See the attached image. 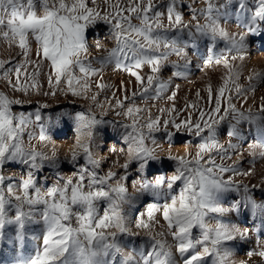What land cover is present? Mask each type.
<instances>
[{"label":"snow or ice","instance_id":"1","mask_svg":"<svg viewBox=\"0 0 264 264\" xmlns=\"http://www.w3.org/2000/svg\"><path fill=\"white\" fill-rule=\"evenodd\" d=\"M233 16L237 31L228 27ZM99 24L108 26L114 43L105 47L97 41L95 49L103 55L90 56L86 33ZM260 34L264 0H0V44L9 53L0 58V82L8 89L0 90V240L14 233L11 239L21 248L35 242L32 254L18 253L14 264H252L253 257L264 264L258 238L248 259L233 258L236 244L248 241L250 232L229 218L250 210L264 226V202L253 196L264 190V175L258 184L238 179L253 177L256 158H264V96L255 100L264 71H252L246 84L240 82L247 37ZM201 40L208 43L198 70L207 74L206 69L222 67L220 83L215 89L211 81L205 85V103L197 88L196 100L178 108L181 86L174 81L191 74L189 50H197ZM108 65L134 78V85L121 80L115 89L101 77L94 91L92 78ZM166 68L172 71L164 78ZM32 92L53 97L62 92L86 107L58 112L55 121L42 116L47 103L34 112L14 111V105L29 102L14 94ZM160 101L165 105L158 106ZM110 114L116 119H107ZM64 116L72 119L75 133L64 161L75 171L41 185V171L61 166L50 129ZM245 124L256 130L247 145L252 165L247 170L239 151ZM105 126L122 130L123 146H112L109 156L100 155L97 143ZM182 136L188 137L183 154L173 153ZM164 161L174 163V173L150 180L151 164ZM10 165L27 171L16 179L4 171ZM232 192L239 199L226 208L221 200ZM142 197L152 199L141 211L136 205ZM34 225L42 226L39 236L29 235ZM123 238L140 242L128 250Z\"/></svg>","mask_w":264,"mask_h":264},{"label":"rangeland","instance_id":"2","mask_svg":"<svg viewBox=\"0 0 264 264\" xmlns=\"http://www.w3.org/2000/svg\"><path fill=\"white\" fill-rule=\"evenodd\" d=\"M183 11L185 13V19L187 20L188 19V10L185 8V9H183ZM232 21L233 22H231V23H233L237 27V24L234 22L235 21L234 16L232 17ZM86 35H87V41H89L88 42L89 53L91 51H96L95 44L97 41L103 43L105 47H110L111 45L113 46L114 42L109 38V30H108L107 25L99 24L93 28H90L87 31ZM260 35H261V37H260ZM260 35H249L247 37V40H246L247 57L242 62V64H243L242 79L240 81L242 84L247 83V81L244 79V74L247 77L250 73H248V72L245 73L244 71H246L248 65H250L249 63H251L253 60H255V58L258 56V54L264 53V34H260ZM103 37H104V39H103ZM257 37H258V39H256ZM90 40H91V42H90ZM207 43L208 42L206 40H201V42L199 41L200 46L198 47L197 50H195V52L197 51V53H198V55H196V56L193 55L194 50H189V56L191 55L190 58L191 59L193 58L192 59L193 63H192V67H191V74L189 75V77L187 79H179V80L177 79L174 81V82L180 81L181 83H183L185 85H187V83L188 84L191 83V80L195 81L192 83V85H189V86H191L190 88H187V86H185L184 90L182 91L183 94H186L185 98L182 97V100H181L182 103L179 99H177V102H176V105L178 108H183L184 103H186L187 101H195L196 100L195 91L197 88H199L201 90V94L205 97V100H206L207 94L204 91L205 85L209 81H211V84H212L213 88L215 89V87H217L220 83V76L222 75V73L224 71L222 67H219L216 70L213 68L206 69L207 74L199 71L198 67H197L199 64L202 63V61L199 59V54L200 53L202 54L204 52L203 54L206 55L205 50L207 49ZM223 46L224 45L222 42L219 43L218 49L222 48ZM33 47H35V45H33ZM252 47L256 51H253ZM5 49H6V45L0 44V58H7L9 53ZM17 51H18L17 49H13L12 54L15 55ZM99 53H102V52H99ZM19 59H22V57L17 56V60H19ZM170 59L175 60L176 57L172 56ZM196 59H197V62H196ZM198 61H199V64H198ZM237 63H241V62L237 61ZM263 66H264V63H263ZM144 71H145V73L148 72L147 70H144ZM171 71H172L171 68H166L163 72V76L166 75L165 78L169 77L171 75L170 74ZM258 71H264V67H262ZM113 72H115V73H113ZM103 73L105 75H103ZM116 73H117L116 71H113L111 65L105 66L103 68L102 72L100 73V76H96V78L95 77L92 78L93 90L94 91L96 90L95 89V81L96 80H99L101 77H103L102 82L107 83L108 81H110V79ZM106 75L108 76V78H106L107 77ZM209 75L212 77L210 78ZM105 78L107 79V81ZM41 83L44 85V90L46 91L47 90L46 78L42 77ZM0 90L8 91V89L4 86V84L2 82H0ZM180 92H181V90H179V93ZM9 94L12 95L11 92H9ZM106 94L107 95L110 94V91L107 92ZM14 95H16L17 97H19L21 99H24L25 101H29V102H26L22 105H14L13 106L14 111H17V112H21V111L22 112H34L35 109L38 107L39 103H47L49 105V107L41 110L42 116L47 117L50 115V116H52L53 121H55L56 113H58V112L66 111V112L74 113L75 111L80 110L82 107H86V102L84 100L78 99V98L73 97L71 95H65L62 92L58 93L57 96H55V97H53L51 95H49V96L39 95L38 96L35 94V92H32L27 96H24L22 93H15ZM193 96H194V98H193ZM260 96H264V83H260L257 85V91L255 93V100L257 103L259 102ZM100 98H101V100H103V95ZM205 102L206 101H201L202 104ZM152 103H153L152 101H149V105H151ZM165 103H166L165 101H160V102H158V106H163V105H165ZM251 104H252V100L250 99L249 105H251ZM152 111L155 112V108H153ZM107 119L113 120V119H116V117L113 114H110L107 117ZM121 119H122V117H121ZM108 127H110V126H105L104 128H101L99 130V134L97 137V143L101 146L99 152H100V155H102V156H109L108 150L112 146H115L117 149H119L120 147L123 146L122 143L119 141V140H121V131L122 130H114L113 129V133H111ZM226 128H227V122H225V124L221 128L220 139H221L222 143H225L227 140V137H226V130L227 129ZM73 130H74L73 121L68 116L61 117L59 124L56 127H53L50 129V134L52 136L53 143L56 145V147L59 150V156H60L62 163H61V166L58 170L51 169V168H45L43 171H41L38 174L41 185H45V184L50 185V184L55 182L58 175L67 177V176H71L72 173L75 171V168L72 165H70L64 161V157L68 152H65L63 150L64 147L70 148V146L74 143L75 133ZM244 130L248 131L249 133H248V136H246L247 133L245 134L244 142L241 144V148L239 149V151H242L244 153L241 167L244 170H247L249 167H252V165L249 164L251 157L248 155L247 145H248V143H251L253 141V139L256 137V130H255V128L250 127L247 124L243 125V131ZM253 131L255 134L253 133ZM37 132H38V129H37ZM178 136H180V134H178ZM186 139H188V137H186V136L180 137V139L178 140V142L176 143V145L174 147H178V146L182 147L183 146V140H186ZM34 143H36V141H34ZM233 143H237V141L233 140ZM61 145H63V147ZM164 146L167 148L166 144ZM49 147H51V145H49ZM160 155L166 156L167 152L166 151L161 152ZM115 159H116V156H114V155L110 156L109 159L103 164V171H107V169L112 165V162ZM236 159H237V156L233 155L232 161H235ZM80 162L83 163L82 160ZM120 162L121 163L123 162L122 157H121ZM151 165L152 166H150L148 171H147V175H148V178L150 180L154 179V177L158 174H162L165 176H171L175 171V165L172 161H164L162 163L153 162ZM254 168H255V175L253 177H251V178L244 177V178H238V179H242L243 183H248V184L260 183L261 175H264V158L257 157L255 160ZM134 170L135 169L133 168V175L128 181V187H129L130 192L132 191L131 180L136 178V173ZM4 171L7 175H9V176L15 175L16 179H19V177L22 174H24L27 170L23 165H10L7 168H5ZM262 187H264V186H262ZM253 196L258 203L264 202V190H261V189L254 190ZM151 199H152L151 197H147V198L142 197L137 202L136 207L142 211L144 205L147 202H149ZM236 199H239V196L237 193H235V192L227 193V194H225V196L221 200V203L223 204L224 207L227 208ZM131 215L134 216L135 212L131 213ZM229 217L233 223H235V221H236L235 224L238 223L237 224L238 227H240L241 229L246 228L250 232V238L248 241L236 244V252H235L234 257H233L235 260H246V259H248L247 252L250 249L257 247V245H256L257 238L260 240L261 245H264V226L261 225L260 220L258 218H254L252 216L250 210L242 209L239 213H235V212L230 213ZM41 229H42V226H40V225L31 226V231H30L29 235L30 236H39ZM11 235H14V233H12ZM11 235L4 240H0V264H14V261L16 260L18 253L23 255V256H29L33 252V249L35 246L34 241H31V240L26 241L25 245L21 248L18 243H15L12 241ZM124 242H125V244L128 245V250H130L133 247V245L139 244L140 238H137L136 240H130L129 238H123V243ZM209 264H210V262H209ZM252 264H260V258L259 257H253L252 258Z\"/></svg>","mask_w":264,"mask_h":264},{"label":"bare ground","instance_id":"3","mask_svg":"<svg viewBox=\"0 0 264 264\" xmlns=\"http://www.w3.org/2000/svg\"><path fill=\"white\" fill-rule=\"evenodd\" d=\"M228 27L230 28V30L231 31H237L238 29H237V27L233 24V23H231L230 22V24L228 25ZM101 29V28H100ZM99 33V32H98ZM255 37V36H254ZM260 37H261V35H260ZM103 39H104V37H103ZM256 39H258V37L256 38ZM261 39V38H260ZM259 39V40H260ZM89 42V41H88ZM90 42H91V40H90ZM201 42V41H200ZM203 43V42H202ZM103 44V43H102ZM201 44V43H200ZM256 44V43H255ZM110 45V44H109ZM203 45V44H202ZM112 46V45H111ZM110 46V47H111ZM200 46V45H199ZM5 47V46H4ZM93 50V49H92ZM252 50L253 51H256L253 47H252ZM91 51V50H90ZM195 51V50H194ZM200 51V50H199ZM206 51V50H205ZM197 52V51H196ZM204 53V52H203ZM202 53V54H203ZM201 54V53H200ZM89 55L90 56H102L103 55V53H99V52H97V51H91L90 53H89ZM191 56V55H190ZM193 59V58H192ZM195 61V60H194ZM196 62H197V59H196ZM246 62V61H245ZM263 63H264V53H261V54H258V56L255 58V60H253L251 63H249L250 65H248V67H247V69H246V71H244L245 73L246 72H248V73H250V72H252V71H258L259 69H261L262 67H264L263 66ZM198 64H199V61H198ZM197 64V65H198ZM96 67L98 66L99 67V65H95ZM112 67V66H111ZM219 67H214L213 69H218ZM212 69V70H213ZM144 70H147L148 71V69L147 68H145ZM214 70V71H215ZM105 71V70H104ZM112 72V71H111ZM145 72V71H144ZM113 73H115V72H113ZM168 74V73H167ZM171 74V73H170ZM169 74V75H170ZM103 75H105L104 73H103ZM165 75V74H164ZM107 76V75H106ZM166 76V75H165ZM165 76H164V78H165ZM210 76V75H209ZM111 77V76H110ZM212 76H210V78H211ZM244 77H246L245 76V74H244ZM96 78V77H95ZM106 78H108V76L106 77ZM105 78V79H106ZM121 80H123L126 84H129L130 82V86L131 85H134V78H132V77H130V76H128L127 74H125V73H122V72H117L116 74H114V76L110 79V81H108L107 83L108 84H112V85H114L115 86V89H118L119 88V85H120V81ZM179 80V79H178ZM211 80V79H210ZM106 81H107V79H106ZM187 82V81H186ZM193 82H195V81H193V80H191V83H187V85H185V84H183V83H181L180 81L179 82H174V83H176V84H180V90H181V92L178 94V98L177 99H179L180 101L182 100V97L183 98H185V95L186 94H183L182 93V91L184 90V88H185V86H187V88H190L191 86H189V85H192V83ZM243 82V81H242ZM106 83V82H105ZM214 85V84H213ZM114 89V90H115ZM122 93L121 92H119V91H117V96H120ZM109 96H111V91H110V94H108ZM193 98H194V96H193ZM193 100V99H192ZM206 101V100H205ZM139 102V101H138ZM181 103H182V101H181ZM185 104V103H184ZM164 106V105H163ZM109 128V130H110V132L111 133H113V128L112 127H108ZM107 128V129H108ZM246 128V127H245ZM227 129V128H226ZM254 130V129H253ZM74 131V130H73ZM246 130H244V132H245ZM109 132V131H108ZM251 132V131H250ZM247 133V135L246 136H248V131H246L245 132V134ZM253 133H254V131H253ZM255 134V133H254ZM116 135V134H115ZM250 139V138H249ZM120 142H121V140H119ZM223 141V140H222ZM122 143V142H121ZM64 144V143H63ZM62 147H63V145H61ZM165 147V146H164ZM166 148V147H165ZM63 150L65 151V152H68L69 151V148L68 147H64L63 148ZM193 150V152L195 151V149L193 148L192 149ZM172 151H173V153H179V154H183V152H184V147L182 146H178V147H173V149H172ZM164 155V154H163ZM157 163V162H156ZM152 166V165H151ZM135 171V170H134ZM230 218V217H229ZM236 220V219H235ZM235 223H236V221H235ZM238 224V223H237ZM125 243V242H124ZM131 245V244H130Z\"/></svg>","mask_w":264,"mask_h":264}]
</instances>
